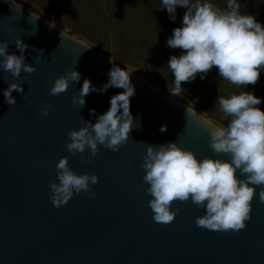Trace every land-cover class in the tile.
<instances>
[{"label": "water", "instance_id": "water-1", "mask_svg": "<svg viewBox=\"0 0 264 264\" xmlns=\"http://www.w3.org/2000/svg\"><path fill=\"white\" fill-rule=\"evenodd\" d=\"M17 38L28 45L25 63L35 72L14 78L0 68V264H264L261 186L256 187L251 218L239 232L198 227L196 218L206 212L191 200L173 203L172 211L180 209L173 222L153 219L143 181L146 144L179 139L198 159L230 160L209 146L204 125L211 120L132 72L134 123L128 142L117 152L100 145L96 156L82 160L67 151L68 132L84 126V120L94 124L110 108L111 97L124 89L91 92L84 107L72 98L85 78L100 89L113 64L126 67L19 3L0 0V41L9 43L10 54L21 55ZM72 68L81 74L80 81L51 95L55 79ZM12 82L24 90L12 93L15 105L3 96ZM46 105H51L47 116L40 113ZM65 156L75 173L98 176L91 186L96 195L81 191L56 207L50 184L59 183L56 164Z\"/></svg>", "mask_w": 264, "mask_h": 264}, {"label": "clouds", "instance_id": "clouds-1", "mask_svg": "<svg viewBox=\"0 0 264 264\" xmlns=\"http://www.w3.org/2000/svg\"><path fill=\"white\" fill-rule=\"evenodd\" d=\"M162 4L173 20L177 6L187 8L182 26L176 27L167 40L168 47L182 50L181 55H172L167 65L174 75V88L170 91L173 96L183 93L182 83L194 81L197 75L203 79L213 67L223 80L233 85L246 88L258 82L264 69V26L254 15L242 14L238 0H227L225 8L211 0H162ZM15 45L21 55L10 54L9 43L0 41V68L14 78H19L22 72H35L32 64L25 63L23 53L28 45L20 38L15 40ZM33 50L43 55V50ZM132 72L113 64L108 82L100 89L84 79L78 95L72 98L73 103L81 107L85 106V97L91 92L103 94L109 87L124 91L111 97L110 108L99 115L94 124L84 120V126L68 132L65 147L69 153L90 160L97 155L100 145L117 152L128 142L134 123L130 111V98L135 94L130 80ZM80 79L81 74L72 68L55 79L50 94L59 95L69 88L70 82ZM14 91L23 93L22 84L8 83L3 91L9 105L16 103ZM261 102V98L250 91L218 97L216 103L229 122L227 126L205 122L204 126L213 152L228 154L230 160L209 156L198 159L192 150L181 146L179 139L159 145L146 144L143 181L148 185L146 195L151 197L149 207L155 222H173L180 210L172 211L173 203L191 200L206 212L196 218L198 227L233 232L245 228V222L251 218L257 186H261L259 199L264 203V110L258 107ZM50 107L46 105L40 113L47 116ZM90 114L95 116V109L90 110ZM161 131H166V126H162ZM86 151L91 156L85 155ZM56 170L59 183L50 184L54 206L67 204L81 191L95 197L91 186L98 182L96 174L75 173L69 167L67 156L59 159Z\"/></svg>", "mask_w": 264, "mask_h": 264}, {"label": "rangeland", "instance_id": "rangeland-1", "mask_svg": "<svg viewBox=\"0 0 264 264\" xmlns=\"http://www.w3.org/2000/svg\"><path fill=\"white\" fill-rule=\"evenodd\" d=\"M31 12L58 26L71 36L85 42L103 55L117 61L135 74L143 77L172 97L185 103L216 125L227 126L228 122L219 104L210 96L209 87L202 85L200 75L189 83L180 96L170 91L174 86L171 79L162 78L159 54L149 53L152 47H160L161 24H169L173 34L176 27L182 26L183 14L187 8L177 6L175 19L169 18L162 0H13ZM225 8L227 0H211ZM242 14H252L264 26V0H238ZM105 29L108 31L105 32ZM170 33V34H171ZM171 37V35H170ZM180 55L182 50H179ZM234 87V88H233ZM231 94H237L233 86ZM242 89V90H241ZM241 92L244 91L243 87ZM261 98L258 107L264 110V69L255 85L248 90ZM222 96V95H221Z\"/></svg>", "mask_w": 264, "mask_h": 264}, {"label": "crops", "instance_id": "crops-1", "mask_svg": "<svg viewBox=\"0 0 264 264\" xmlns=\"http://www.w3.org/2000/svg\"><path fill=\"white\" fill-rule=\"evenodd\" d=\"M169 24L165 23V24H161V44L160 47H152L151 50L149 51L150 54L152 55H157L159 54L160 56V61L159 63L157 62V64L160 65V71H161V77L162 78H167V79H171L174 81V75L169 71V69L167 68L168 65V61L169 58L172 55H176L179 56V50L180 49H172L170 47L167 46V40L168 38H170V35L172 36V33L169 32ZM108 30L105 29V32H107ZM171 33V34H170ZM202 85L203 86H207L209 87V94L211 97L215 98L214 101L216 102L219 96H228L230 94V89H232L233 86H237V85H233L230 82L223 80L218 73V70L213 67V69H211L207 75L204 77V80H202ZM191 87H194L193 81L189 83ZM187 85V82L185 83V86ZM243 87L244 91L248 90V86L245 88V86H237L238 90H237V94L241 93V88ZM234 88V87H233ZM241 89V90H240ZM164 91V90H163ZM166 92V91H165ZM168 93V92H166ZM169 94V93H168ZM170 95V94H169Z\"/></svg>", "mask_w": 264, "mask_h": 264}]
</instances>
